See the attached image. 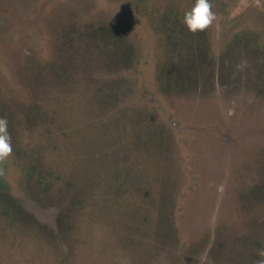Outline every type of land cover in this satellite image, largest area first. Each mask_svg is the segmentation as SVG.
<instances>
[{"label":"rangeland","instance_id":"1","mask_svg":"<svg viewBox=\"0 0 264 264\" xmlns=\"http://www.w3.org/2000/svg\"><path fill=\"white\" fill-rule=\"evenodd\" d=\"M210 2L0 0V264L264 262V0Z\"/></svg>","mask_w":264,"mask_h":264},{"label":"clouds","instance_id":"2","mask_svg":"<svg viewBox=\"0 0 264 264\" xmlns=\"http://www.w3.org/2000/svg\"><path fill=\"white\" fill-rule=\"evenodd\" d=\"M210 0H194L190 10L183 15V24L191 33L203 31L209 27L215 20V14L212 12ZM246 62L237 65L238 70H243ZM12 152L11 137L8 132L7 119L0 118V160L7 158ZM264 255V253H261ZM264 264V262H261Z\"/></svg>","mask_w":264,"mask_h":264}]
</instances>
